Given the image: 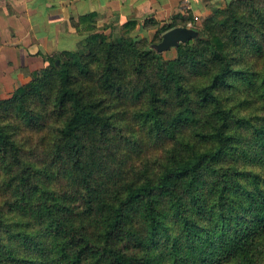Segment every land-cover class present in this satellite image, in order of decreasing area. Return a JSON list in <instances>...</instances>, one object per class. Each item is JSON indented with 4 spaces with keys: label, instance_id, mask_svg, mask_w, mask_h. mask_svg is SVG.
I'll list each match as a JSON object with an SVG mask.
<instances>
[{
    "label": "trees",
    "instance_id": "1",
    "mask_svg": "<svg viewBox=\"0 0 264 264\" xmlns=\"http://www.w3.org/2000/svg\"><path fill=\"white\" fill-rule=\"evenodd\" d=\"M191 20L93 32L0 98V264H264V0L150 47Z\"/></svg>",
    "mask_w": 264,
    "mask_h": 264
},
{
    "label": "crops",
    "instance_id": "2",
    "mask_svg": "<svg viewBox=\"0 0 264 264\" xmlns=\"http://www.w3.org/2000/svg\"><path fill=\"white\" fill-rule=\"evenodd\" d=\"M227 1L190 0L186 11L183 0H0V98L28 82L45 65L44 54L81 50L93 32L119 36L127 22L136 21L129 26L132 35L153 36L158 27L146 28V19L165 23L175 14L203 19Z\"/></svg>",
    "mask_w": 264,
    "mask_h": 264
},
{
    "label": "water",
    "instance_id": "3",
    "mask_svg": "<svg viewBox=\"0 0 264 264\" xmlns=\"http://www.w3.org/2000/svg\"><path fill=\"white\" fill-rule=\"evenodd\" d=\"M200 34V30L196 26L192 25H178L174 26L161 35V39L158 42L152 43L151 48L156 49L159 53H164L171 48H177L181 43H186ZM59 64V60L56 61Z\"/></svg>",
    "mask_w": 264,
    "mask_h": 264
},
{
    "label": "rangeland",
    "instance_id": "4",
    "mask_svg": "<svg viewBox=\"0 0 264 264\" xmlns=\"http://www.w3.org/2000/svg\"><path fill=\"white\" fill-rule=\"evenodd\" d=\"M184 8V7H183ZM185 10V9H184ZM186 11H188V9H186ZM192 15V17H193V20L192 21H190V22H192L191 24L192 25H195V22L196 21H200V23L202 22V20L204 19H200L199 18V16H198V19H196L195 18V16L193 15V14H191ZM149 37H152L151 35L149 36ZM164 56L166 57V58H172V57H174L175 55H176V48H171V49H169L168 51H165L164 53Z\"/></svg>",
    "mask_w": 264,
    "mask_h": 264
},
{
    "label": "built area",
    "instance_id": "5",
    "mask_svg": "<svg viewBox=\"0 0 264 264\" xmlns=\"http://www.w3.org/2000/svg\"><path fill=\"white\" fill-rule=\"evenodd\" d=\"M189 2H190V0H183V7L185 10L190 8ZM195 18L198 19V16L196 15Z\"/></svg>",
    "mask_w": 264,
    "mask_h": 264
}]
</instances>
